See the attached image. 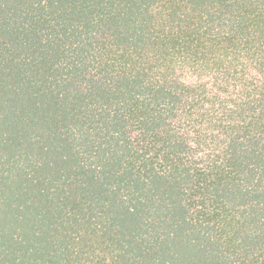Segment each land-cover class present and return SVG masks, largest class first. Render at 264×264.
Returning <instances> with one entry per match:
<instances>
[{"label":"trees","instance_id":"16d2710c","mask_svg":"<svg viewBox=\"0 0 264 264\" xmlns=\"http://www.w3.org/2000/svg\"><path fill=\"white\" fill-rule=\"evenodd\" d=\"M0 264H264V0H0Z\"/></svg>","mask_w":264,"mask_h":264}]
</instances>
